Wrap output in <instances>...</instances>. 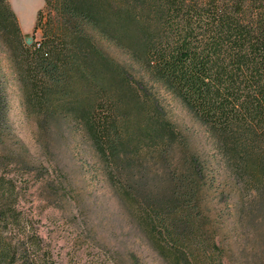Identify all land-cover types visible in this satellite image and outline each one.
<instances>
[{
  "label": "trees",
  "instance_id": "obj_1",
  "mask_svg": "<svg viewBox=\"0 0 264 264\" xmlns=\"http://www.w3.org/2000/svg\"><path fill=\"white\" fill-rule=\"evenodd\" d=\"M155 2L160 13L148 23L155 24L156 62L146 70L207 125L219 162L168 148L129 157L107 114L73 108L78 62L67 53L78 46L69 38L89 42L94 32L109 33L123 42L74 0H46L58 20L48 22L42 41L13 54L32 90L27 97L44 125L80 128L106 181L136 207L148 247L163 264H264V0ZM138 16L121 26L125 38ZM14 19L2 2L0 29ZM5 107L0 90V122ZM20 199L17 182L1 175L0 264H59L19 210Z\"/></svg>",
  "mask_w": 264,
  "mask_h": 264
},
{
  "label": "rangeland",
  "instance_id": "obj_2",
  "mask_svg": "<svg viewBox=\"0 0 264 264\" xmlns=\"http://www.w3.org/2000/svg\"><path fill=\"white\" fill-rule=\"evenodd\" d=\"M2 2L15 19L0 29V90L6 105L0 122V159L8 166L0 164V176L17 182L19 210L59 264H163L148 247L136 207L106 181L80 128L64 122L44 125L39 108L27 97L31 88L13 54L42 41L48 22L58 20L56 11L45 9L46 0H0V6ZM74 3L104 20L123 42L109 33L94 32L95 39L89 42L69 38L68 44L76 40L78 46L67 53L78 62L73 108L107 114L123 136L129 157L168 148L177 156L197 153L219 162L220 152L207 125L146 70L156 62L150 46L155 24L148 23L160 13L155 0ZM135 15L140 23L125 38L121 26Z\"/></svg>",
  "mask_w": 264,
  "mask_h": 264
},
{
  "label": "water",
  "instance_id": "obj_3",
  "mask_svg": "<svg viewBox=\"0 0 264 264\" xmlns=\"http://www.w3.org/2000/svg\"><path fill=\"white\" fill-rule=\"evenodd\" d=\"M27 44H28V45H30V44H31V42H30V41H27Z\"/></svg>",
  "mask_w": 264,
  "mask_h": 264
}]
</instances>
